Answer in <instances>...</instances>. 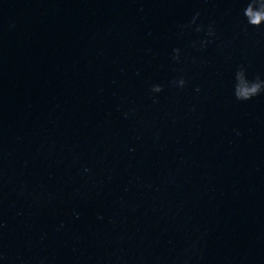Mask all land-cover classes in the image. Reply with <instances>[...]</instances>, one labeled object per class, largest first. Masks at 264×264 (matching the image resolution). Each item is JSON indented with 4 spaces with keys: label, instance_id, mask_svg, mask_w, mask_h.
Here are the masks:
<instances>
[{
    "label": "water",
    "instance_id": "water-1",
    "mask_svg": "<svg viewBox=\"0 0 264 264\" xmlns=\"http://www.w3.org/2000/svg\"><path fill=\"white\" fill-rule=\"evenodd\" d=\"M242 4L0 0V264H264V94L234 95L241 64L264 80V27Z\"/></svg>",
    "mask_w": 264,
    "mask_h": 264
},
{
    "label": "clouds",
    "instance_id": "clouds-1",
    "mask_svg": "<svg viewBox=\"0 0 264 264\" xmlns=\"http://www.w3.org/2000/svg\"><path fill=\"white\" fill-rule=\"evenodd\" d=\"M200 12H196L192 18L185 24L180 25L181 30H191L195 33H203L202 37L192 41V47L198 50H204L211 44L216 36V30L214 25L208 24L205 26L200 21ZM242 16L246 27L253 28L264 27V0H243L242 4ZM182 50L180 48H174L172 54V60L176 63L181 61ZM237 78L241 82V88L237 89L234 93L235 99L238 101H249L254 97L264 94V80L257 79L255 81H248L246 79L245 65L241 64L237 71ZM188 81L185 77L179 76L173 78L169 82V86L176 89H183L187 86ZM164 85L155 83L150 87V94L154 101L157 100L160 93L164 91ZM198 90V89H197Z\"/></svg>",
    "mask_w": 264,
    "mask_h": 264
}]
</instances>
